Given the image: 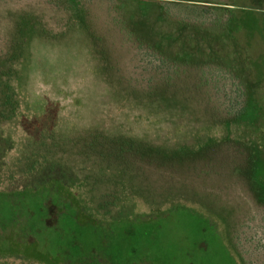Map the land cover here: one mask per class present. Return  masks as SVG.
<instances>
[{"label":"rangeland","instance_id":"1","mask_svg":"<svg viewBox=\"0 0 264 264\" xmlns=\"http://www.w3.org/2000/svg\"><path fill=\"white\" fill-rule=\"evenodd\" d=\"M0 264H264V0H0Z\"/></svg>","mask_w":264,"mask_h":264}]
</instances>
